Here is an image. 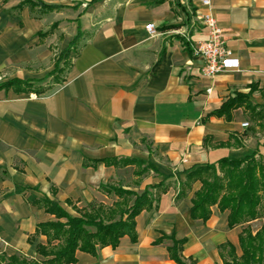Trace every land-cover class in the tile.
Here are the masks:
<instances>
[{
	"label": "crops",
	"instance_id": "1",
	"mask_svg": "<svg viewBox=\"0 0 264 264\" xmlns=\"http://www.w3.org/2000/svg\"><path fill=\"white\" fill-rule=\"evenodd\" d=\"M20 1L0 0V82L43 78L78 30L82 39L62 84L42 94L0 89V250L45 259L37 245L46 236L36 228L55 216L38 203L44 197L77 215L74 206L112 202L101 183L139 193L164 180L158 202L135 217V240L124 235L95 255L77 250L73 264H180L169 253L174 239L188 264H225L224 244L240 256L239 234L264 227V216L230 228L228 210L212 205L207 220L192 218L199 181L176 196L196 165L264 156V129L247 109L213 114L251 88L250 101L264 105V0H210L239 59L237 69L213 77L202 74L194 51L207 38L202 0H41L58 6L48 12L18 9ZM127 157L157 172L138 177L132 164L103 162Z\"/></svg>",
	"mask_w": 264,
	"mask_h": 264
},
{
	"label": "trees",
	"instance_id": "2",
	"mask_svg": "<svg viewBox=\"0 0 264 264\" xmlns=\"http://www.w3.org/2000/svg\"><path fill=\"white\" fill-rule=\"evenodd\" d=\"M24 6H28L31 11L39 8L41 12L58 8L56 5H46L41 0H21L18 9ZM42 34L46 32L39 35ZM81 39L82 32L78 30L67 47L60 52L54 68L43 78H12L0 82V89L42 94L49 86H39L37 82L52 77V81L62 84L66 76L60 75L62 72L67 73L72 62V58H67L71 52L75 56L78 54ZM60 62H63L61 66ZM250 91L237 92L213 111V114L229 118L232 110L244 107L248 110L250 119L264 129V105L253 104L250 101ZM103 162L121 166L132 164L135 166L133 174L138 177L151 169L157 172L153 164L140 158H111ZM196 181L201 185L191 197L192 218L207 220L212 205H217L221 211L228 210L227 221L230 228L264 216V156H255L253 152L243 158L222 157L213 163L196 165L186 171L176 198L185 196ZM150 188H155L157 193H153ZM99 189L112 198V202L108 204L95 201L81 208L74 206L77 215H71L58 202L48 197L38 201L47 213L55 216L54 220L41 222L36 228V233L46 236V244L37 245V252L45 259L40 261L20 253L7 255L0 250V264H73L77 261V250L95 255L99 247H116L124 235L135 240V217L143 209L152 208L153 203L158 202L160 192L166 191L167 185L163 180L137 193L120 184L106 182L101 183ZM239 243L242 249L240 256L236 255L232 245L220 246L221 249L228 247L229 260H225V264H264V227L254 234L248 227L244 228L239 234ZM181 245L182 240L174 239L169 253L178 263L188 264L179 254Z\"/></svg>",
	"mask_w": 264,
	"mask_h": 264
},
{
	"label": "built area",
	"instance_id": "3",
	"mask_svg": "<svg viewBox=\"0 0 264 264\" xmlns=\"http://www.w3.org/2000/svg\"><path fill=\"white\" fill-rule=\"evenodd\" d=\"M207 9L201 15V21L207 30V38L199 41L194 46L196 54L202 56L204 64L202 74L207 77H213L223 71L237 69L239 67L238 57L232 54L231 49L226 45L222 28L209 9L210 0H202ZM146 29L150 34H157L153 23H148ZM248 122H243L242 126L247 127Z\"/></svg>",
	"mask_w": 264,
	"mask_h": 264
},
{
	"label": "rangeland",
	"instance_id": "4",
	"mask_svg": "<svg viewBox=\"0 0 264 264\" xmlns=\"http://www.w3.org/2000/svg\"><path fill=\"white\" fill-rule=\"evenodd\" d=\"M72 56H73V52L70 53V55L68 56L67 59H70V60H71ZM62 64H63V62H60V66H61ZM65 73H66V72H62L60 76H61V77L66 76ZM51 78H52V77H48V78H46V79L43 80V81L37 82V85H39V86H40V85H41V86H44V85H45V86H49V88L46 90V91H49V90H51L53 87L59 85L58 83L52 81ZM41 83H43V84H41ZM106 201H107V202H110V199H106Z\"/></svg>",
	"mask_w": 264,
	"mask_h": 264
}]
</instances>
